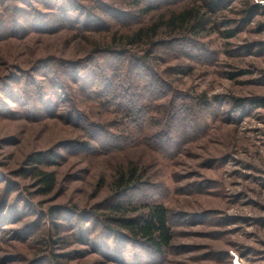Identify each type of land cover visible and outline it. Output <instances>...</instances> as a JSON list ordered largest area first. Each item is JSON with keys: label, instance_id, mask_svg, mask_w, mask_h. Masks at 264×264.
Returning <instances> with one entry per match:
<instances>
[{"label": "rangeland", "instance_id": "rangeland-1", "mask_svg": "<svg viewBox=\"0 0 264 264\" xmlns=\"http://www.w3.org/2000/svg\"><path fill=\"white\" fill-rule=\"evenodd\" d=\"M135 1L0 0V264H264V0H168L147 16ZM187 10L206 16L207 32L165 38L150 66L171 90L165 104L191 113L141 133L86 98L81 84L113 58L93 54L99 45ZM106 131L129 137L124 148L109 151L119 144ZM152 133L175 153L153 151ZM131 167L147 182L121 199L168 208L164 255L101 225ZM41 171L56 175L50 193Z\"/></svg>", "mask_w": 264, "mask_h": 264}, {"label": "trees", "instance_id": "trees-1", "mask_svg": "<svg viewBox=\"0 0 264 264\" xmlns=\"http://www.w3.org/2000/svg\"><path fill=\"white\" fill-rule=\"evenodd\" d=\"M158 1L138 0L135 2L137 8L142 6L141 2L146 4V7L141 10L142 14L146 16L160 10L166 2L169 5L174 3V1L169 2L168 0H162L163 2L161 0ZM217 3L218 0L212 1L209 5L215 7ZM208 25L209 20H207L204 14L187 10L179 14H171L166 22L160 21L154 25L146 24L126 33L117 30L113 34L114 39L108 45H99L96 52L93 53L113 58L112 62H105L108 66V72L104 71L98 76L96 79L98 81L86 80L84 84H81L86 98H99L100 102L106 100L103 107H110L119 116H124L141 133H143V130L145 131L144 125H142L144 123H150L153 120L157 122L160 119L174 122L179 117H182L181 114L191 113V110L185 106L186 104H180L181 107L179 105V107L176 106L173 101H167V104H165V100L168 99V93L171 90L162 85L163 82L153 71V67L150 66V61L153 58L152 54H154L157 46H168L165 38H175L177 41L184 42L189 40L184 36L187 32H195L198 36H201L204 32H207ZM164 28L166 30L161 31ZM234 36L235 33L230 32L227 37L232 38ZM161 38L164 39L161 40ZM147 47L153 52L147 51ZM122 56L123 58H120ZM125 83L129 88H125ZM164 105H166V109L161 112ZM192 123L193 121H190L186 124L188 125L187 128H183V135L185 131V135H189L188 133L190 132ZM106 133L109 134L107 131L102 133L105 136V140L115 141V143L119 144L116 147L111 146V148H108L110 149L109 151L120 149L122 146L124 148L129 138L125 137L123 140L112 139L110 136H106ZM91 136L96 135L91 133ZM149 136H144L143 138L146 139L148 142L147 145L153 151L162 154L164 157H169L170 154L175 153L176 144L170 140L165 141L166 138L162 139L159 136L153 135V133L149 134ZM137 142L138 140L135 141V143ZM103 148L106 149L105 146ZM171 149H173L172 152H170ZM31 160L37 163L38 167L44 165L42 158H31ZM37 178L45 193H50L55 189L57 183L55 173L41 171ZM145 182L147 180L141 176L139 169L135 167L120 171L114 182L115 187H113L116 202L109 206V215L105 216V218H99L101 225H104L108 231L123 233L131 241L148 246L155 253L164 255L172 247L174 241V232L170 224L168 208L155 200L148 201L145 199L139 201V199L136 200L132 197L126 201L121 199L122 195L127 197L132 191L144 185ZM106 221L110 225H107Z\"/></svg>", "mask_w": 264, "mask_h": 264}]
</instances>
